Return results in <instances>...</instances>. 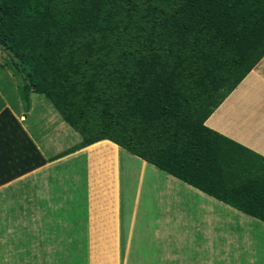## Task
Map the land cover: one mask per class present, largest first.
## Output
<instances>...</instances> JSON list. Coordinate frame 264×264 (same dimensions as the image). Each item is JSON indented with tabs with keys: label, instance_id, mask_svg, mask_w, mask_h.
Here are the masks:
<instances>
[{
	"label": "trees",
	"instance_id": "1",
	"mask_svg": "<svg viewBox=\"0 0 264 264\" xmlns=\"http://www.w3.org/2000/svg\"><path fill=\"white\" fill-rule=\"evenodd\" d=\"M0 48L72 151L110 140L264 221V156L206 125L264 57V0H0ZM0 137L14 164L46 161L8 108Z\"/></svg>",
	"mask_w": 264,
	"mask_h": 264
},
{
	"label": "crops",
	"instance_id": "2",
	"mask_svg": "<svg viewBox=\"0 0 264 264\" xmlns=\"http://www.w3.org/2000/svg\"><path fill=\"white\" fill-rule=\"evenodd\" d=\"M3 67L13 81L15 73L0 59ZM14 84L17 91L22 82ZM6 90L1 80L0 112L12 111L46 161L34 168L31 160L16 165L5 158L10 147L0 151V264H225L233 258L223 251L226 242L241 247L235 257L264 264L257 258L264 249L256 245L248 252L264 231L263 220L110 140L102 142L112 143L114 153H82L101 141L72 151L82 137L63 148L73 135L54 112L45 132L35 135L26 113L34 105L26 109L19 95L17 110ZM206 125L264 156V57ZM226 225L238 226L240 237Z\"/></svg>",
	"mask_w": 264,
	"mask_h": 264
},
{
	"label": "rangeland",
	"instance_id": "3",
	"mask_svg": "<svg viewBox=\"0 0 264 264\" xmlns=\"http://www.w3.org/2000/svg\"><path fill=\"white\" fill-rule=\"evenodd\" d=\"M7 52L10 53V56L11 58H8L7 56ZM13 58V55L11 54V52H9L8 50L6 49H3L0 51V59L2 60V62L6 61L8 62V66L9 68H11V64H12V61L11 59ZM14 72V71H13ZM15 78L13 79L12 81V78H10V72L8 70V68H0V81L2 80L3 83L5 84L6 86V91H5V94L7 97H9L10 100H12V102H14V104L16 105V109L18 110L19 108V99H18V96L20 95V97H22V94L20 92V89H18L17 91H15V84L14 82H22V83H25L24 81V76L23 74H14ZM34 94L31 95L30 99H29V102L27 103L26 101H24L26 109H28V105L31 104V105H34L33 107V111L31 113H29L28 110H26V113H27V116H28V123H30V128H32V130L34 131L35 135L36 134H42L43 132H45L46 130V126L49 127V124L47 122V117L49 116L50 113H55L58 118H61L60 116V113L58 112V110L55 108V106L53 105V103L43 94H39V93H35L33 92ZM34 96V97H33ZM33 97V98H32ZM18 100V101H17ZM23 106L21 108H23ZM62 119V118H61ZM63 121V120H62ZM64 125L66 126V129H67V132L66 134H70V135H73L69 141L71 142H62L61 145L63 148H67V147H73L74 145H76L78 143L79 140H81V135L76 132L68 123L64 122ZM54 132V131H52ZM62 138V137H61ZM98 144V143H97ZM55 149L52 148V151ZM104 150V151H107V152H111V153H114L116 151V148L115 146L112 144V143H109V142H102L101 144H98L96 145L94 148H89L87 150H85L84 152L82 153H90V152H94L95 150ZM68 150V149H67ZM66 151V150H64ZM63 151V152H64ZM142 202H146V200L142 201ZM226 229L227 230H233V232H231L232 234L235 233L236 237H240L239 236V227L236 226V225H226ZM234 235V234H233ZM255 238L258 240L257 242H252L251 244H253V248L251 249V245L248 247V249H250V251H248L249 253L253 252V251H256L255 250V246L257 245L258 246V249L257 250H262L264 249V231L262 230V232L258 231L256 233V236ZM261 242V243H260ZM229 245H231V247L229 248ZM224 247H226L223 251L224 253L226 252V254H230V256H233V258L231 259H228L227 261L228 262H231V263H225V264H238L239 262H242L244 264H251L249 261L252 259V258H237L235 257L237 254H238V249L240 250L241 247L238 245V248H237V242H234L232 244H230L229 242H226L224 243ZM258 258V261L259 263H262L264 261V257H257ZM254 260V259H252Z\"/></svg>",
	"mask_w": 264,
	"mask_h": 264
}]
</instances>
